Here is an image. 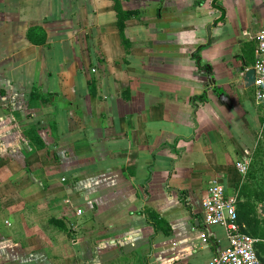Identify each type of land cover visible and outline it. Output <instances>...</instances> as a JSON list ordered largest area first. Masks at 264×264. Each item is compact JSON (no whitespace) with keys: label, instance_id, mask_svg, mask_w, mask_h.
Segmentation results:
<instances>
[{"label":"crops","instance_id":"1","mask_svg":"<svg viewBox=\"0 0 264 264\" xmlns=\"http://www.w3.org/2000/svg\"><path fill=\"white\" fill-rule=\"evenodd\" d=\"M262 29L264 0H0V261L210 264L217 178L264 264Z\"/></svg>","mask_w":264,"mask_h":264},{"label":"built area","instance_id":"2","mask_svg":"<svg viewBox=\"0 0 264 264\" xmlns=\"http://www.w3.org/2000/svg\"><path fill=\"white\" fill-rule=\"evenodd\" d=\"M256 40L255 96L259 103H264V29L258 32ZM237 167L240 172L245 173L248 164L240 161L237 162ZM237 204L236 194H228L219 179L211 181L203 200V221L206 226H223L227 231L229 244L213 257L210 264H262L256 249L257 240L242 228ZM82 213V210H77L78 215ZM71 227L76 229L77 224L72 222ZM200 238L204 243L208 242L206 230L200 232Z\"/></svg>","mask_w":264,"mask_h":264},{"label":"water","instance_id":"3","mask_svg":"<svg viewBox=\"0 0 264 264\" xmlns=\"http://www.w3.org/2000/svg\"><path fill=\"white\" fill-rule=\"evenodd\" d=\"M238 72L242 74V79L246 86H251L255 83V78H256V71L254 68H247L245 64H243ZM262 211L264 212V206L261 207Z\"/></svg>","mask_w":264,"mask_h":264},{"label":"rangeland","instance_id":"4","mask_svg":"<svg viewBox=\"0 0 264 264\" xmlns=\"http://www.w3.org/2000/svg\"><path fill=\"white\" fill-rule=\"evenodd\" d=\"M258 148H261V147H263L264 146V130L262 131V133H259V139H258ZM241 213V212H240ZM4 234H6V238H8L9 239V233H8V231H6V232H3ZM3 240L2 239H0V242H2ZM0 264H12L11 262H1L0 261Z\"/></svg>","mask_w":264,"mask_h":264}]
</instances>
